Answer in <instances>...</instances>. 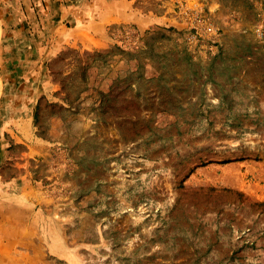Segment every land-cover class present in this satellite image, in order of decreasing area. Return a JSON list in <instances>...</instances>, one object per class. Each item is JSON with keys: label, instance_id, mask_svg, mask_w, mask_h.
Masks as SVG:
<instances>
[{"label": "rangeland", "instance_id": "1", "mask_svg": "<svg viewBox=\"0 0 264 264\" xmlns=\"http://www.w3.org/2000/svg\"><path fill=\"white\" fill-rule=\"evenodd\" d=\"M87 3L0 18V264H264V0Z\"/></svg>", "mask_w": 264, "mask_h": 264}, {"label": "crops", "instance_id": "2", "mask_svg": "<svg viewBox=\"0 0 264 264\" xmlns=\"http://www.w3.org/2000/svg\"><path fill=\"white\" fill-rule=\"evenodd\" d=\"M115 1L117 0H111L113 4H115ZM37 3H39L38 6H42L41 10L37 9ZM41 3L44 4V7ZM0 10V18H4L5 21L3 28L2 25L1 28L3 30L4 28H7L6 32L9 31L12 34H18L24 31L29 33L32 31L34 32L35 27L22 29L21 25L23 27L24 25L28 26V24L22 23L17 18H21L22 16L25 17V14H27V16H35V14H39V11H42L40 16L45 15L44 17H46L47 15L49 18L53 16L57 17L58 23H56V32H63L67 27V22H70L72 30H79V28L85 27L86 25H93L92 27H96V29L101 27L104 29L106 26L103 9L101 8L99 13L96 15L95 13L97 10L95 5H90V3H87V0H0ZM114 13L115 12H113V16ZM94 15H96L95 19H93ZM0 22L3 23V20L1 21L0 19ZM37 29L35 31H37ZM12 44L9 45V43H7V46H12ZM12 49H15V46H12ZM7 60L8 63H12L14 58H8ZM11 76H15V74L13 72H0V95L3 92V89H8L7 87H9V85H5L4 88L5 78H10ZM14 97L18 98V95H15ZM28 105L29 104L19 105L18 100L15 99V101L12 100L10 105L7 106V109L9 112L18 113V115L13 117V120H21V122H24V116H26L25 114L31 111V109H27Z\"/></svg>", "mask_w": 264, "mask_h": 264}]
</instances>
